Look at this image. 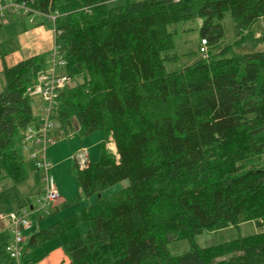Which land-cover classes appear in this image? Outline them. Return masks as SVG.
I'll use <instances>...</instances> for the list:
<instances>
[{"label":"trees","instance_id":"16d2710c","mask_svg":"<svg viewBox=\"0 0 264 264\" xmlns=\"http://www.w3.org/2000/svg\"><path fill=\"white\" fill-rule=\"evenodd\" d=\"M12 1L27 7L24 15L54 17L64 63L56 75L81 79L57 95L56 133L72 132L74 121L78 133L102 132L95 162L79 169L74 157L83 195L129 182L24 236L22 262L27 251L86 223L83 235L63 245L68 264H264V161H254L264 157V50L227 56L222 41L228 17L236 42L264 43V33H250L264 0H123L113 8L111 0ZM195 18L207 57L166 70L178 60L170 53L177 25ZM48 68V56L34 55L1 72L0 178L13 183L27 176L28 89ZM245 222L258 231L195 243L202 232ZM179 240L189 250L171 256L166 244Z\"/></svg>","mask_w":264,"mask_h":264},{"label":"rangeland","instance_id":"374dc122","mask_svg":"<svg viewBox=\"0 0 264 264\" xmlns=\"http://www.w3.org/2000/svg\"><path fill=\"white\" fill-rule=\"evenodd\" d=\"M122 4L123 0H111L107 3V6L113 8L121 6ZM17 11V20L19 22L23 21L24 16L22 15L24 14L22 10L18 9ZM27 18H31L33 22L28 23ZM25 20V28H14L13 32L16 31L14 33L15 35L12 33L10 40H8L6 44L8 51H12L11 54L9 53V57H11L10 60L18 56L17 44H19V42L25 45L29 42H35L40 38V36L33 33V29L43 27L46 32L50 31V34L53 36V25L50 18L38 14H30L26 16ZM201 25V18L182 21L177 25V33L173 37L174 49L170 53L176 52L178 60L175 64H165L166 70L170 68L182 69L201 58V54L199 53ZM222 25L224 27L222 41L224 44L230 46V53L227 56H236L264 50V43L254 44L251 42H236L231 31L232 28L228 17L222 21ZM250 33L255 38H258L264 33V16L251 25ZM18 37H20V41ZM13 64H15L14 61L11 66H13ZM261 73L264 75V69L261 70ZM80 81L81 79H73L66 83V86L72 87ZM3 85L4 82L0 73V92ZM43 105L44 102L39 95L32 97V122H35L36 118L37 120L40 118V108ZM51 122L53 123V129L49 133L51 140L46 144L45 151L46 160L51 166L49 173L56 184L59 200L57 199L55 203H50L40 208L37 201L45 185L44 181H42L44 172L36 170L33 161L29 159V154L26 156L29 146L25 145L23 149L27 173L26 179L20 183H13L8 178H0V213L16 212L23 208L29 213L32 229L28 232L24 231V236H28L30 232L45 228L56 221L76 214L100 198L108 197L127 187L129 184L128 180L125 179L103 191L87 197L84 196L77 181V173L74 168V155L82 150L85 152L88 162H95L98 156V144L103 138L102 132L94 131L88 134H81L73 130L72 132L63 131L61 134H57L56 129L58 127V122L54 114H52ZM111 145H113L112 142H109L107 148L112 153H115V149H112L110 147ZM260 157L263 156L254 158L255 163L264 161V157ZM52 204H54V207ZM30 206L33 207V210H30ZM87 229L88 224L80 223L56 238L45 242L42 246L27 251L23 264H68V258L64 253L63 245L83 235ZM257 231L258 228L255 223L245 222L239 224L237 227H228L215 232H202L195 237V243L199 247L214 246L239 236L242 237L253 234ZM166 250L171 256L182 255L189 250V242L187 240L169 242L166 244ZM5 259H7L6 264H14L8 256H5Z\"/></svg>","mask_w":264,"mask_h":264},{"label":"built area","instance_id":"2783aa9c","mask_svg":"<svg viewBox=\"0 0 264 264\" xmlns=\"http://www.w3.org/2000/svg\"><path fill=\"white\" fill-rule=\"evenodd\" d=\"M170 1L177 3L180 0ZM5 4L7 7L12 8L13 10H22L23 14H26L28 11L26 6L16 3L12 0H7ZM48 18L51 20L54 19V17L51 16ZM199 53L201 54L202 59L207 57V43L205 39L200 40ZM48 64L49 68L44 72L39 73L36 83L32 86V88L28 89V93L31 96L34 97L39 95L44 102V105L40 111V128L38 132H33L31 128H28L25 131L24 138L22 140L24 146H29V159L33 161L36 170H41L44 172V178H42V181H44L45 185L37 201L40 205V208L50 203H54L58 199L56 184L53 177L49 173L51 167L46 160L45 146L51 140L49 137V133L53 129L51 117L54 113V108L56 107L57 95L68 82V79L65 76L56 75V70L61 68L64 63L57 54L55 45L49 54ZM74 157L79 169L84 168L88 164L84 151H78ZM3 220L8 222V230L11 235V241L6 246V252L14 264H23L21 258L23 250L22 245L25 238L23 232L29 230L32 226L29 219V213L26 209H21L18 212L0 213V221Z\"/></svg>","mask_w":264,"mask_h":264},{"label":"crops","instance_id":"0c3cea01","mask_svg":"<svg viewBox=\"0 0 264 264\" xmlns=\"http://www.w3.org/2000/svg\"><path fill=\"white\" fill-rule=\"evenodd\" d=\"M5 3L6 2L4 0H0V73L3 71L4 67H11L13 61L16 64L28 56L29 57L34 56V55L48 56L54 45V33L52 36L50 34L51 32L50 31L46 32L43 27H40L38 29H33V33L40 36V38L36 40L35 42H32V43L29 42V43H26L25 45H22L21 42H19V44H17L18 56H15L13 60L12 59L10 60L11 57H9V55L12 53V51H8V48H6L7 46L6 44L8 40H10L12 33L14 34L16 32V31L13 32L14 28H17V27L25 28L24 21H26L25 19L27 15H22L24 16V19L23 21L19 22L17 20L18 11L13 10L10 7H7ZM27 19H28V23L33 22L31 18H27ZM53 32H54V28H53ZM18 40L20 41V37H18ZM41 108H40V111H41ZM39 119L40 118H38L37 120L36 118L35 119L36 121L34 120L35 122L31 123L30 128L32 129L33 132H38L40 128ZM27 154H28V149H27L26 156ZM58 200H59V197H58ZM52 206L54 207V204H52ZM32 208L33 207L30 206V210H32ZM30 229H32V226ZM29 230H27V232ZM9 240H10V234L8 232V222L4 220L0 221V264H6L7 259H5V256H7V254L5 252V247L8 244Z\"/></svg>","mask_w":264,"mask_h":264},{"label":"water","instance_id":"95a60500","mask_svg":"<svg viewBox=\"0 0 264 264\" xmlns=\"http://www.w3.org/2000/svg\"><path fill=\"white\" fill-rule=\"evenodd\" d=\"M73 126H74V130L76 131L78 128H77V124H76V121L73 122Z\"/></svg>","mask_w":264,"mask_h":264},{"label":"bare ground","instance_id":"6f19581e","mask_svg":"<svg viewBox=\"0 0 264 264\" xmlns=\"http://www.w3.org/2000/svg\"><path fill=\"white\" fill-rule=\"evenodd\" d=\"M110 147H111L112 149H115V148H114V145H111Z\"/></svg>","mask_w":264,"mask_h":264}]
</instances>
